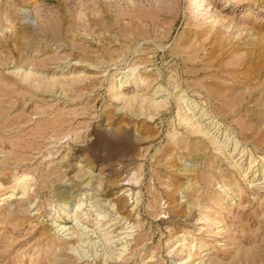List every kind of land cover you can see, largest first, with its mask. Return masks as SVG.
<instances>
[{
	"label": "rangeland",
	"instance_id": "1",
	"mask_svg": "<svg viewBox=\"0 0 264 264\" xmlns=\"http://www.w3.org/2000/svg\"><path fill=\"white\" fill-rule=\"evenodd\" d=\"M0 264H264V0H0Z\"/></svg>",
	"mask_w": 264,
	"mask_h": 264
},
{
	"label": "bare ground",
	"instance_id": "2",
	"mask_svg": "<svg viewBox=\"0 0 264 264\" xmlns=\"http://www.w3.org/2000/svg\"><path fill=\"white\" fill-rule=\"evenodd\" d=\"M63 228V227H62ZM85 255V254H84Z\"/></svg>",
	"mask_w": 264,
	"mask_h": 264
}]
</instances>
